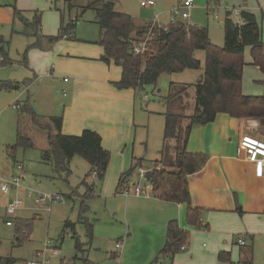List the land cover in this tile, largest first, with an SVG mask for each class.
I'll return each instance as SVG.
<instances>
[{"label":"crops","instance_id":"crops-1","mask_svg":"<svg viewBox=\"0 0 264 264\" xmlns=\"http://www.w3.org/2000/svg\"><path fill=\"white\" fill-rule=\"evenodd\" d=\"M92 1L94 0L76 5L73 0H64L63 4H66L70 11L72 8L75 9L73 17L65 22L62 11L57 9L56 0H14V6L10 0H0V36L4 39V24L11 25V30H13L14 24L20 22L23 26L15 32L26 37L25 41L28 46L25 45L29 48V61L22 58L23 66L26 67L24 74L28 76H24L22 80L4 81V79H0V116L4 114L5 101L7 100V97H4V91L16 92L20 91V87H24L18 96L25 94L28 96L32 86L37 84L34 94L30 96L32 107L38 114L47 117V114L38 112L35 103L38 99L42 100L45 103L46 113L56 111L58 109L55 103L56 87H61L63 96H69L68 101L60 107V112L53 115L62 116L61 132L67 135H79L83 129H92L100 135L104 149L110 153L119 151L123 153L127 143L130 142L131 135L135 133L136 125H134L133 116L138 94L133 88L117 89L112 84L120 79L121 67L113 62L106 63L100 59L104 54L103 47L98 43L100 29L98 40L89 42L92 45L76 40L70 32L64 34L65 36L63 35L57 42H52L48 38L58 33L62 21L65 24L71 23L74 27L84 12L81 8ZM112 1L114 10H116L115 1ZM174 1L173 4H177L180 0ZM226 1H230V4L224 7V17L219 21L222 32L225 16L229 15L235 23H241L240 12L244 10L255 15L262 38L264 35V0ZM154 6L144 8H154ZM193 7L189 9L187 19L190 18V10ZM217 7L218 4L213 10L211 9L215 12L213 14L215 19H218V14L215 11ZM235 8L239 9L238 15L232 12ZM14 9L19 12L15 13ZM26 11L30 15H27ZM118 12L132 18L134 31L139 26L150 23L153 19L136 21L128 12L124 10ZM19 14L23 17L16 20V15L19 16ZM35 14L38 16L39 24L34 28L32 21ZM191 22L186 23L199 26ZM202 27L207 28V26ZM40 35L45 37L44 49H48L42 50L40 47L42 45ZM208 36L210 39L209 32ZM36 42L38 44L33 45ZM211 43L213 42L211 41ZM7 45L8 43L3 44L2 47L6 54L5 58L8 59L6 63L11 65L12 61L8 58ZM246 48L250 51L249 47ZM249 62L252 64L251 56ZM249 62H245V64L247 65ZM5 64L2 63L0 66L4 67ZM256 68L259 74L258 76L255 74L254 77H257L256 82L262 87L259 89L249 87L248 89L242 82L244 95L264 96V72L259 71L258 66ZM64 78L67 81H64ZM174 80L180 84L186 83L180 79L174 78ZM3 82L18 85L16 87L14 85L3 86ZM187 84L192 83L187 82ZM154 88L157 89L156 85ZM146 98L145 94L142 99ZM26 102L30 105V100L27 99ZM15 103L20 102L15 100L11 104L13 108H15L13 106ZM22 106L20 104V107L16 109H20ZM262 132L263 134H261ZM258 133L264 137V127L261 121L243 120L225 113H218L214 121L196 125L191 129L186 150L206 156V162L202 168L188 176L191 203L201 210L200 221L205 226L201 229L194 228L186 222L185 204L156 198L152 194L150 185L145 195H124L117 192L120 175L134 164L135 160L133 159L139 158L133 156L132 153L130 166L127 170L122 171L123 168H120L110 176L109 182L107 177H104L102 182L95 184L91 198L104 199V202L101 203L102 207L104 205L106 215L110 213L117 215L120 211V209L112 210L108 206L113 208L117 204H122L121 218L114 220L118 227L101 231L100 228H96L99 223L94 225L91 236L95 240V245L100 244L99 247L95 246L96 251H105L111 259L109 264H150L165 242L167 223L174 219L177 220L181 228L189 231V239L186 248L173 257L172 264H242L241 262L248 257L250 251L253 264H264V175L258 176L255 165L247 161L244 153L239 152L237 148L242 135ZM161 143L162 139L156 149V155L151 159L145 158L146 154L140 156L147 160H144L143 163L149 164L160 158ZM0 175L4 176L1 171ZM128 183L125 184L126 187H128ZM72 193L74 196L79 195ZM10 196H1L0 206L2 209L4 204L11 199ZM108 222L105 221L106 224L103 222L104 227ZM237 235L244 236L246 241L244 245H239L236 242ZM119 239H122L123 245L119 252L113 250L112 244L107 247L106 241L115 240L116 242ZM91 245L92 243L89 246ZM87 250L90 249L87 248ZM221 251L229 253L230 261L220 262L218 260V253ZM58 263L61 264L60 261ZM22 264H26V262Z\"/></svg>","mask_w":264,"mask_h":264},{"label":"trees","instance_id":"trees-1","mask_svg":"<svg viewBox=\"0 0 264 264\" xmlns=\"http://www.w3.org/2000/svg\"><path fill=\"white\" fill-rule=\"evenodd\" d=\"M81 9L82 11L91 9L96 14L101 32L98 43L104 50L100 59L121 67L120 79L112 83L117 89L133 88L135 91H141L145 86H155L163 73H180L184 70L202 68V74L194 84L169 83V91L162 99L164 121L160 158L147 164L150 168L147 173V183L156 198L185 204L186 222L194 228H204L200 221L201 210L191 203L188 176L202 168L206 156L188 152L186 143L194 126L214 121L218 113L243 120H259L264 127V96L242 93V70L245 65L243 53L246 47L250 48L252 64L264 72L263 42L255 15L243 10L240 12L241 23H235L229 15H226L222 24L224 41L221 47L211 43L206 27L191 25L177 19L169 22L165 29L154 30L149 45L153 50L150 53L134 55L131 51L133 41L143 37L146 24L134 31L132 18L114 10L112 0H94ZM14 11L19 12L16 9ZM36 15L32 21L34 28L39 24ZM72 28L71 23L65 24L62 21L58 33L48 38L55 42ZM6 43L7 41L0 36V52L4 56L6 54L2 45ZM37 44L36 42L33 45ZM197 50L204 53L203 65L194 56ZM12 85L16 87L18 84L3 82V86ZM190 87L194 89V106L192 113L186 115L187 90ZM22 109L29 115L34 126L46 130L47 146L41 156L50 162L56 172L63 171L69 174L70 160L75 156H81L90 166L88 175L98 182L103 181L110 153L103 148L101 137L96 131L83 129L79 135L63 134L61 115L47 117L40 115L27 102H24ZM43 120H45L44 125ZM18 145L32 146L31 139L19 130L12 149ZM133 160L135 163L120 175L117 192L122 193V189L129 182L128 179L137 166L145 165L143 163L145 159L141 157ZM158 165L160 168L157 169ZM80 185L84 187L83 195L79 196L82 210L85 206L84 201L93 195L95 183H88L83 179ZM70 225L73 226L70 222L65 224L66 227ZM29 230L28 220L17 219L16 231L21 233L20 238H27L26 234ZM87 234L91 237V225L87 226ZM188 239L189 231L181 228L177 220H170L166 225L165 242L150 264H172L173 257L186 248ZM80 246L76 238V248ZM218 260L230 261L229 253L219 252ZM0 261L4 264V258L0 257ZM6 263L14 264L16 261L9 258L6 259ZM241 263L253 264L251 251Z\"/></svg>","mask_w":264,"mask_h":264},{"label":"rangeland","instance_id":"rangeland-1","mask_svg":"<svg viewBox=\"0 0 264 264\" xmlns=\"http://www.w3.org/2000/svg\"><path fill=\"white\" fill-rule=\"evenodd\" d=\"M73 1L76 5H82L88 0ZM114 1L116 10H124L125 12H128L136 21H143L144 19L151 20L155 14L160 15L159 21L163 24H168L170 19L174 17L186 22H191L193 20L191 22L192 24L207 26L210 39L214 44L220 47L223 45V32L219 21L224 17V7L229 5L230 1L193 0L194 7L190 10L191 21L190 18L181 19L179 15H176L172 11L173 7L180 5L183 0H180L177 4H173V2H175L174 0H154V2H156L154 8H144L140 4L142 0ZM10 2H12V5L14 6V0H10ZM56 3L57 9L62 11L63 20L65 22L73 17L75 9L72 8L70 11L67 5L63 4L65 3L64 0H56ZM217 4L218 7L215 11L218 14V19H215L213 18L215 12L212 10ZM34 12H32V14H34ZM25 13L30 15L27 11ZM21 17H23V15H16V20H20ZM22 26L23 25L20 22L15 23L13 27V30H15L13 31L11 30V25L6 26L4 24V39L8 43L7 54L8 58L12 61V64L9 65V63H6L8 62V59L5 58L3 64H6L4 67L0 66V79H4V81L22 80L24 76H28L24 74L26 67L23 66L22 62L23 57L26 58V61H29V48L25 41L26 37L15 32L21 29ZM69 31L76 40L83 41L84 43L97 41L99 26L97 24L95 12L91 9L84 11L78 19L77 24ZM40 36V43L42 45L39 46L42 50L48 49H44L45 37L42 35ZM262 42L264 43V35L262 37ZM89 45L92 44L89 43ZM194 56L197 59H200L203 65V51H195ZM250 56V51L246 48L243 53L244 62H249ZM201 74L202 68L198 70H185L182 73H176L174 75L172 73H164L161 74L157 80V89H155L154 86L148 85L145 86L143 90L136 91L138 95L135 100V115L133 116L134 125H136L135 133L131 135L130 142L127 143L123 153L120 151L109 152L110 160L105 174L108 182L110 176L118 169L123 168L122 171H125L129 168L132 153L133 156L137 157L146 154L145 158L147 159H151L156 155V149L162 139L164 121L161 100L169 91V82L175 81V78L186 83L194 84L199 80ZM258 74L256 66H253L251 62L244 65L242 82H244V85H246L248 89L249 87H253L252 89H259V87H262L256 82L257 77H254V75L258 76ZM177 82L178 81H175L174 83L177 84ZM36 86L37 84L32 86L29 90L28 96L27 94L24 96H18V93L24 89V87H20V91L16 92L4 91V97H7V100L5 101L6 106L4 108V114L0 116V171L4 176L9 177L14 164H21L23 166V186H25V188H31L41 193H57L61 195L64 203H52L51 209L48 212L45 211L44 207L39 206L34 202V198L39 193L34 192L32 196H28L27 191H25L26 189H21L17 192L11 190L9 193V195H11L10 198H12L15 193L19 192L18 195L23 198L24 203L22 207L10 217L12 221L11 226L6 225L5 221L8 218L5 215L4 208L2 209L0 206V256L4 257V264H13L6 263V259L9 258L16 261L14 264L30 262L35 260V250L42 248L43 244L48 241L52 251L46 253L47 264H59V261L61 264H109L111 261L109 255H106L105 251L102 250L96 251V247H99L100 244L95 245V240L92 239V236L91 238L89 237L87 234V226L91 225V231L94 230V225H97L98 223L99 224L96 228H100L101 231H107L118 227V224H116L114 220L115 218L116 220L121 218L122 204H117L113 208L108 206L112 210L120 209V211L117 215L112 213L106 215L104 205L102 207L101 203L104 202V199L98 200L95 197L86 199L84 201L85 206L81 210V198L79 195L81 196L84 193V187L80 185L81 181L85 179L88 183L98 184L96 179H93L92 176L88 175L90 170L88 162L81 156L73 157L69 162L71 172L66 174V172L63 171L56 172L50 162L42 158V152L47 146L46 130L34 126L28 114H26L22 108L16 109L11 106L15 100L23 105V102H26L27 99L30 100L29 104L33 106L30 96L34 94ZM260 89L263 90V88ZM56 90L55 103L59 110L57 109L56 111H51V113H46V109H44L45 103L38 99L35 103L38 112H42L48 116H53L60 112V107L68 101L69 96H63L61 87H56ZM145 94L147 98L143 100L142 97ZM187 96L185 114L190 115L194 106L193 88L187 90ZM42 124H45V120H43ZM17 130L31 139L32 146L24 147L18 145L12 149L16 143ZM261 134H263V132ZM261 134L258 133L254 135L263 137ZM170 143L172 144L173 142ZM144 166L147 167L148 165L145 164ZM136 178V173L133 171L129 178L128 188H131V182L137 181ZM73 191L79 195L74 196L72 193ZM5 196L6 195H4V197ZM107 216L109 217L108 219L106 218ZM19 218L28 220L29 222L30 230L27 233L28 235L26 234L27 238L24 239L20 238L21 233L16 231L17 219ZM105 221L109 222L107 226L104 227ZM66 222L72 223L73 226L71 227L70 225L66 227ZM19 238L21 242L19 241ZM76 238L80 242L81 248H76ZM90 243H92L91 246H89ZM111 244L113 250L116 251L115 240L112 242L106 241L107 247L111 246ZM205 244L207 243L205 242ZM82 245L84 247L83 249ZM87 248L90 250L88 251ZM120 249H118V252Z\"/></svg>","mask_w":264,"mask_h":264},{"label":"built area","instance_id":"built-area-1","mask_svg":"<svg viewBox=\"0 0 264 264\" xmlns=\"http://www.w3.org/2000/svg\"><path fill=\"white\" fill-rule=\"evenodd\" d=\"M140 4L143 7H152L154 6L155 2L154 0H142ZM194 1L193 0H183L182 3L178 6L173 7L172 11L179 15L181 19H187L189 17V9L193 7ZM232 12L236 15L239 14V9L235 8L232 10ZM177 20L176 17L171 18L169 22H173ZM167 24L160 23L159 21V15L155 14L152 21L148 24H146V29L143 37L133 41L132 44V53L134 55H144L145 53H150L153 49L150 48V41L152 40L154 36V30L155 29H165ZM65 36V35H64ZM5 61V57L2 53H0V64H2ZM64 81H67L66 78H64ZM65 93V92H64ZM15 108L20 107V103L13 104ZM238 151L243 152L245 155V159L249 161L250 163H253L255 165L256 174L258 176L264 175V137H258L256 135L252 134H244L239 138L238 141ZM157 169L160 168L159 166L156 167ZM149 167H145L143 165L137 166L134 171L136 173V180L131 184V188L124 187L122 189V193L124 195L134 194V195H145L148 192V186L147 183V173L149 171ZM23 166L21 164H14L13 166V172L9 177L0 175V196L9 195V193L12 191H20L21 189H26L27 195L32 196L34 192L39 193L34 198V202L44 207L45 211H50L51 204L55 202H61L64 203L63 198L61 195L55 193V194H49V193H41L39 191L33 190L31 188H25L23 186ZM19 193V192H18ZM14 195L8 202L4 204V211L5 215L7 216V220L5 221L6 225L10 226L12 225V221L10 217H12L15 212L22 207L24 201L23 198L20 197V195ZM236 242L239 245L245 244V238L242 235H237ZM122 239H119L115 242V248L116 250L122 248ZM185 248V247H184ZM52 251L50 249L49 242L46 241L42 248L35 251V260L26 262V264H47L46 259V253Z\"/></svg>","mask_w":264,"mask_h":264},{"label":"water","instance_id":"water-1","mask_svg":"<svg viewBox=\"0 0 264 264\" xmlns=\"http://www.w3.org/2000/svg\"><path fill=\"white\" fill-rule=\"evenodd\" d=\"M249 124H252V122H249Z\"/></svg>","mask_w":264,"mask_h":264}]
</instances>
